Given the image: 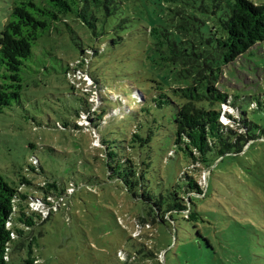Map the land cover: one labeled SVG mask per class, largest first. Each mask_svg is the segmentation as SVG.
<instances>
[{
	"label": "trees",
	"instance_id": "trees-1",
	"mask_svg": "<svg viewBox=\"0 0 264 264\" xmlns=\"http://www.w3.org/2000/svg\"><path fill=\"white\" fill-rule=\"evenodd\" d=\"M153 5L154 17L145 25L132 17L124 0H12L0 30V113L20 103L24 92L39 84L36 93L47 96L52 91L54 99L61 101L62 119L55 127L69 132L81 129L76 119L94 105L71 81L83 71L102 101V108L89 119L97 134L113 117L126 114L136 122L116 145L98 135L108 178L119 181L141 204L142 221L174 226L175 216L203 221L196 200L205 196L204 187L190 165L209 170L217 158L239 153L261 137L251 133L234 97L222 91L219 82L228 65L264 41V2L157 0ZM141 6L146 10L149 0ZM63 20L68 21V42L57 54L47 38ZM126 44L140 47L141 61L150 67L138 80H120L135 110L122 104L121 90L107 84L108 70L101 69L111 50ZM106 91L119 95L121 100L113 101L118 105L106 104ZM224 104L231 110L222 109ZM258 107L250 102V109ZM161 138H168L190 163L174 180L150 181L153 147ZM177 151L169 149L163 161ZM37 165L33 158L28 169ZM74 188L68 181L33 183L24 176L12 186L0 174V264H14L13 257L20 250L26 258L19 264H34L33 231L47 219L30 204L47 208L60 200L65 205ZM207 245L216 253L210 242ZM136 253L144 256L142 250Z\"/></svg>",
	"mask_w": 264,
	"mask_h": 264
},
{
	"label": "rangeland",
	"instance_id": "rangeland-1",
	"mask_svg": "<svg viewBox=\"0 0 264 264\" xmlns=\"http://www.w3.org/2000/svg\"><path fill=\"white\" fill-rule=\"evenodd\" d=\"M156 1L149 0L145 10L141 6L145 0H124L132 17L145 25L154 17ZM11 2L0 0V30ZM67 37L68 21L63 20L58 29H52L47 41L60 54L67 47ZM140 51V47L126 44L111 50L110 58L105 57L101 64L104 72L108 70L107 84L118 86L125 98L122 104L130 108L129 90L120 80H138L148 72L150 67L141 61ZM71 81L94 102L90 111H82L76 119L81 129L69 132L55 127L62 119L61 101L54 99L51 90L47 96L36 93L38 81V86L24 92L20 103L0 113V174L9 184L17 186L24 176L33 183L55 179L75 186L65 205L58 200L53 207H38L47 220L33 231L34 264H264V41L228 65L219 82V88L234 97L251 133L261 137L239 153L217 158L209 170L190 165L204 187L205 196L196 200L203 221L175 216L173 226L139 218L143 214L141 204L123 190L119 181L108 178L98 137L116 145L136 122L126 114L113 117L97 134L89 119L94 110L102 108L98 90L83 71ZM106 92V104L118 105L113 101L120 99L119 95ZM250 102L259 107L250 109ZM222 109L231 110L225 104ZM169 149L177 151L168 138L154 145L150 181L159 177L174 180L188 167L190 162L178 151L164 162ZM33 158L38 165L31 170L28 167ZM34 194L39 196L41 192ZM140 250L144 256L136 253ZM131 256L136 260L131 261ZM22 258L26 254L20 250L13 257L14 264Z\"/></svg>",
	"mask_w": 264,
	"mask_h": 264
},
{
	"label": "built area",
	"instance_id": "built-area-1",
	"mask_svg": "<svg viewBox=\"0 0 264 264\" xmlns=\"http://www.w3.org/2000/svg\"><path fill=\"white\" fill-rule=\"evenodd\" d=\"M30 206H31L32 209L42 211L40 208H38V207H40V205L38 203H31Z\"/></svg>",
	"mask_w": 264,
	"mask_h": 264
}]
</instances>
